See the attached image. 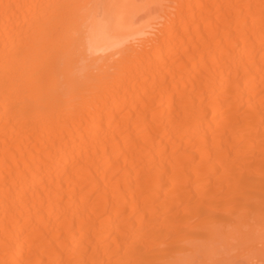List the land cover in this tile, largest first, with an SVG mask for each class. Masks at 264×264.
I'll return each mask as SVG.
<instances>
[{
  "label": "bare ground",
  "instance_id": "obj_1",
  "mask_svg": "<svg viewBox=\"0 0 264 264\" xmlns=\"http://www.w3.org/2000/svg\"><path fill=\"white\" fill-rule=\"evenodd\" d=\"M0 264H264V0H0Z\"/></svg>",
  "mask_w": 264,
  "mask_h": 264
}]
</instances>
